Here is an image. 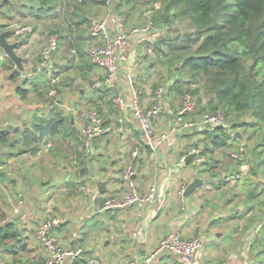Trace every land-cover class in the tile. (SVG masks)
I'll return each instance as SVG.
<instances>
[{"label":"crops","instance_id":"obj_1","mask_svg":"<svg viewBox=\"0 0 264 264\" xmlns=\"http://www.w3.org/2000/svg\"><path fill=\"white\" fill-rule=\"evenodd\" d=\"M16 1L8 0L0 7V25L14 27L29 21L19 15ZM69 2L72 5L73 0ZM67 12L64 8L43 21L52 27L60 14L70 17L60 25L65 32L60 35L61 49L50 71H44L36 58L25 67L26 74L19 71L17 75L16 64L0 47V134L9 132L8 141L0 142V162L5 164L0 175V226L14 222L27 244L26 251L10 250L11 261L6 264H45L47 252L36 231L48 213L61 220L55 230L61 245L81 250L78 258L68 259L66 264H93L95 258L101 264L143 261L173 230L185 238L203 236L205 245L198 264H264V144L255 150L250 146L257 128L239 127L234 132L242 138H232L229 146L217 148L211 146L206 129L186 128L187 118L178 116L182 95L171 89L179 76L169 73L164 61L171 41L163 23L155 22L157 30L148 34L129 33L127 60L120 64L115 85L107 95L92 89L102 70L79 53L87 54V34L81 32L88 24L74 23ZM89 15L107 18L109 33H116L119 13L111 2ZM137 15L136 24L128 21L129 31L147 23L149 16L143 14V20L140 12ZM42 30L40 27L37 34L30 35L32 46L42 41ZM149 48L154 49L153 55ZM161 85L166 87V102L153 127L157 134L167 133L168 139L155 150L142 146L135 162L139 193L144 196L157 184L158 196L125 210L102 211L103 200L122 187L124 169L140 144L138 119L131 109H116L111 97H130L137 89L147 109ZM18 87L29 89L26 99L17 93ZM52 91L57 99L50 96ZM202 98V105L207 106L208 99ZM90 100L115 131L98 138L92 154L85 156L78 138L83 127L80 112L92 108ZM55 120L64 121L65 129L53 134L48 126ZM37 125L43 129L35 133ZM207 145L213 149L203 155ZM240 148L246 149L243 162L231 157V152ZM197 157L205 160L200 166ZM196 178L205 183L181 202V186ZM101 183L103 193L99 191ZM49 186L54 188L52 193ZM152 264L186 263L168 252Z\"/></svg>","mask_w":264,"mask_h":264},{"label":"trees","instance_id":"obj_2","mask_svg":"<svg viewBox=\"0 0 264 264\" xmlns=\"http://www.w3.org/2000/svg\"><path fill=\"white\" fill-rule=\"evenodd\" d=\"M7 1L4 0L0 7L8 4ZM111 1L73 0L71 5L69 0H17L15 4L19 15L29 19L26 25H30V21L36 22V26L32 27L37 30V22L39 24L59 11L60 6L69 14L71 12L74 23L82 25L90 23L92 17L89 14L94 9ZM157 4L160 7L155 11L156 23L170 24L176 20H189L193 29L168 44L164 61L170 71L179 74L172 85V91L182 96L187 91L196 97L204 91L205 96L210 98L205 107L202 105L203 98H198L200 111L221 109L230 124L229 128L207 130L211 146H229L231 132L239 127L255 128L264 125V0H119L114 7L117 12H121L123 8L134 9L137 6L154 9ZM130 9L128 16L132 11ZM7 27L8 24L0 25V31ZM52 28L60 32V35L65 32V29L57 26ZM44 31L43 29L42 32ZM193 45L196 48L190 51ZM79 53L82 58H89L84 51L79 50ZM179 63L191 74L187 81L180 77L179 70H175ZM16 73L20 75L17 70ZM186 86L194 87L185 88ZM17 93L22 99H26L29 89L18 87ZM102 93L107 95L108 91ZM89 104L100 112L95 101L90 100ZM202 106L206 111L201 109ZM232 116L236 118L234 122H230ZM243 117H249L250 120H243ZM48 127L55 134L65 129V123L55 120ZM41 129L42 126L37 125L34 132ZM8 135L9 132H2L0 142H7ZM213 148L207 145L202 154L211 152ZM2 219L0 214V220ZM8 241L13 242L9 247L13 252L17 248H20L19 251L27 250V244L22 241L14 222L0 226V243Z\"/></svg>","mask_w":264,"mask_h":264},{"label":"built area","instance_id":"obj_3","mask_svg":"<svg viewBox=\"0 0 264 264\" xmlns=\"http://www.w3.org/2000/svg\"><path fill=\"white\" fill-rule=\"evenodd\" d=\"M3 1L0 0V5ZM10 29H13L11 36L14 37V40L10 42H19L15 51L18 56L23 58L24 67H29L36 58H39L41 68L44 71H50L53 68L55 58L60 50L59 34L48 31L42 32V41L38 44V49H36V45L32 46L33 42L27 40V37L38 32L32 26H9L2 31ZM154 30H157V26L152 16H149L146 24L134 26L129 31L125 16L119 14L117 16V31L113 35L109 33L107 18H91L88 28V37L91 40V44L87 47L86 52L91 62L102 70V76L92 82V89L110 91L115 85L119 75L120 64L127 60L126 48L129 33L148 34ZM74 53L77 54V51H74ZM148 53L153 55L155 53L154 49L149 48ZM166 92L164 85L157 87L153 94V103L147 109L143 107L137 89H133L130 97L123 94L112 95L111 102L116 109H131L132 114L138 119L140 144L133 149L131 161L124 169L122 187L103 200L102 211L125 210L152 202L157 198V184L152 185L146 195L142 196L139 193L138 184L135 179V162L138 159L142 146L155 150L168 139L167 133L157 134L153 127L154 120L163 112L165 107ZM50 96L55 99L58 98L55 91L50 92ZM178 116L187 118L185 126L190 130H209L217 127L229 128L230 126L223 110L200 111L198 98L190 92L183 94ZM80 117L83 121V127L78 138L84 155L90 156L95 141L115 130L107 123L106 119L97 109L90 108L83 110L80 112ZM231 133L233 138L235 132ZM49 148L50 145L48 144L46 150L48 151ZM244 154V148H240L237 151H232L231 157L235 160H240L244 157ZM186 159L187 156L183 157L182 161ZM204 161V158L197 157L196 164L200 166ZM4 170L5 164L0 162V175ZM186 188L187 185L183 184L179 190L181 202H184L186 199ZM60 224L61 220L59 217L53 213H48L37 228L36 235L38 242L47 252L45 264H66L68 259H76L81 254V250H70L61 245L58 237L55 235V230ZM204 245L205 241L201 234L185 238L179 232L173 230L159 240L154 251L146 256L143 261H129L128 264H152L156 257L168 252L180 258L186 264H198L197 258ZM92 263L101 264L97 258L93 259Z\"/></svg>","mask_w":264,"mask_h":264},{"label":"rangeland","instance_id":"obj_4","mask_svg":"<svg viewBox=\"0 0 264 264\" xmlns=\"http://www.w3.org/2000/svg\"><path fill=\"white\" fill-rule=\"evenodd\" d=\"M8 2V1H7ZM2 3H4V1L2 2ZM1 3V4H2ZM116 3V0H112L111 1V4L112 5H114ZM60 9H58L59 10V12L61 11H63V9H62V6H60L59 7ZM158 8V7H157ZM129 9L130 8H123L122 9V11L121 12H118L119 14H121V15H123V16H125V18H126V23H127V25H131V23L132 24H136L138 21H137V19H136V17L138 16L137 15V13L138 12H140V17H142V19H143V14H145V16L147 15V16H152V18H155L156 17V12L155 11H157V10H155V8L153 9V8H145V7H143V8H140V7H135L134 9H130V10H132L131 11V14L128 16V12H129ZM141 10V11H140ZM149 11H151V12H149ZM58 13V11H55V13H53V16L54 15H56ZM59 14V13H58ZM62 15V17L61 18H59V19H57V20H55V22H54V24L53 25H56L57 27H60V25H61V27H63V24H65V23H68V18H70V17H68L67 15H65V14H60V16ZM57 16H59V15H57ZM136 16V17H135ZM155 16V17H154ZM133 17H135V20H133ZM92 18H94V17H92ZM18 19V18H17ZM49 19H52V18H49V16L48 17H46L45 19H44V21H46V20H49ZM66 20V21H65ZM144 20V19H143ZM148 20V19H147ZM128 21H129V24H128ZM24 22V25H26V24H28L27 23V20H25V21H23ZM29 22V21H28ZM134 22H136V23H134ZM30 25L29 26H34L35 25V23L36 22H32V21H30ZM53 25H52V27H53ZM129 25V26H130ZM157 25H158V23H157ZM166 28H167V36L170 38V41L171 40H175L176 38H178V37H180V36H182L183 34H186V33H188V32H192L193 31V29H192V25H191V23H190V21L189 20H176L175 22H173V23H168V24H163ZM36 26V25H35ZM84 26V25H83ZM135 26V25H134ZM37 27L38 28H42V29H44L45 31H48V32H56L48 23H44L43 21L42 22H40V24H38V22H37ZM86 27V26H85ZM87 27L89 28V24L87 25ZM128 27V26H127ZM88 28H87V30L86 29H83L84 31H82L81 33H82V35H85V34H87V42H86V45H87V47L91 44V40L89 39V37H88ZM87 32H86V31ZM57 34H61L60 32H56ZM181 38V37H180ZM29 39H31L30 38V36L29 37H27V40H29ZM61 45H62V42L60 41V49H61ZM85 45V44H84ZM64 46H66V44H64L63 45V49H64ZM66 49L68 48V47H65ZM196 48V45H193L192 46V49L190 50V51H193L194 49ZM35 49V48H34ZM36 49H38V45H36ZM69 49V48H68ZM92 63V62H91ZM97 67V66H96ZM181 69V70H180ZM175 70L176 71H180V77L183 79V80H185V81H187V78L189 77V76H191V74L189 73V71H185L184 70V68L182 67V64H178L176 67H175ZM169 73H174V71H170ZM178 76H179V74H177ZM41 76V75H40ZM202 84L203 83H201L200 85L202 86ZM188 87H191V86H186L185 88H188ZM194 87V86H193ZM193 87H191V88H193ZM187 92V91H186ZM185 92V93H186ZM206 94H205V92L204 91H201L200 92V96H197V98H199V97H202V96H205ZM206 97V96H205ZM208 100H209V98H210V96H207L206 97ZM205 107V106H204ZM203 108V106L201 107V109ZM203 111H206V109H202ZM245 118H248V120H250V118L249 117H245ZM244 117H243V119H245ZM236 118L235 117H230V122H234V120H235ZM255 128H257V130L254 132V134H253V136H252V138H253V140H252V143L250 144V146H251V148L253 147V150H255L254 148H256L258 145H260V144H264V125H260V126H257V127H255ZM254 128V129H255ZM251 138V139H252ZM250 139V140H251ZM264 148V147H263ZM236 150H239V149H236ZM244 150H246V149H244ZM245 157H246V155H245ZM49 191H50V193H52V191H54V188H53V186H49ZM7 244V245H6ZM11 244H13V242L12 241H8L7 243H0V264H6V263H9L10 261H11V258H10V249H9V247L11 246ZM17 249H19L20 250V248H17ZM18 250V251H19ZM26 253V252H25ZM22 255V258H24V259H27L28 258V255L27 254H21Z\"/></svg>","mask_w":264,"mask_h":264},{"label":"water","instance_id":"obj_5","mask_svg":"<svg viewBox=\"0 0 264 264\" xmlns=\"http://www.w3.org/2000/svg\"><path fill=\"white\" fill-rule=\"evenodd\" d=\"M13 34V29L5 30L0 32V47L5 52L6 56L11 59L17 66V69L23 73L26 74V69L23 64V58L21 56H18L15 49L18 47L19 42H10L8 40L9 36ZM233 138H242L241 133L235 132L233 135ZM205 183L204 180H200L199 178H196L193 182H191L185 192V196L189 197L193 192H195L197 189H199L203 184ZM104 184H100L99 191L103 193L104 191Z\"/></svg>","mask_w":264,"mask_h":264}]
</instances>
